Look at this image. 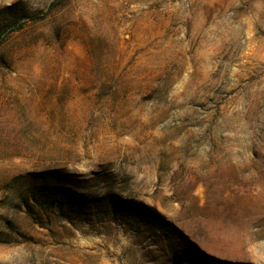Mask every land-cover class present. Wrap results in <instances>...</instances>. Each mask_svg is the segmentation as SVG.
Returning a JSON list of instances; mask_svg holds the SVG:
<instances>
[{"label": "rangeland", "instance_id": "rangeland-1", "mask_svg": "<svg viewBox=\"0 0 264 264\" xmlns=\"http://www.w3.org/2000/svg\"><path fill=\"white\" fill-rule=\"evenodd\" d=\"M0 264H264V0H0Z\"/></svg>", "mask_w": 264, "mask_h": 264}]
</instances>
